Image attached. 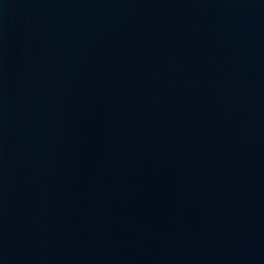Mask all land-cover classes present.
Instances as JSON below:
<instances>
[{
	"label": "water",
	"instance_id": "95a60500",
	"mask_svg": "<svg viewBox=\"0 0 264 264\" xmlns=\"http://www.w3.org/2000/svg\"><path fill=\"white\" fill-rule=\"evenodd\" d=\"M0 264H264V0H0Z\"/></svg>",
	"mask_w": 264,
	"mask_h": 264
}]
</instances>
